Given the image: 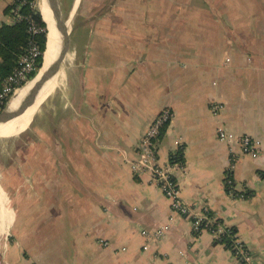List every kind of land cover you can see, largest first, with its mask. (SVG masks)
<instances>
[{
  "label": "crops",
  "instance_id": "obj_1",
  "mask_svg": "<svg viewBox=\"0 0 264 264\" xmlns=\"http://www.w3.org/2000/svg\"><path fill=\"white\" fill-rule=\"evenodd\" d=\"M8 3L0 0V23L10 24ZM92 3L78 17L87 31L79 52L69 56L68 44L69 74L45 101L52 107L62 92L60 115L44 121V206L24 212L0 264H240L210 233L192 235L186 218L174 216L159 241L141 235L171 216L149 175L130 165L163 108L173 118L158 161L180 140L183 164L172 171L181 200L233 226L248 264H264V0H125L117 15L105 1L92 14ZM220 126L259 140L260 155L238 146L232 155ZM230 157L234 189L249 198L225 192ZM1 213L15 227L18 213Z\"/></svg>",
  "mask_w": 264,
  "mask_h": 264
},
{
  "label": "built area",
  "instance_id": "obj_2",
  "mask_svg": "<svg viewBox=\"0 0 264 264\" xmlns=\"http://www.w3.org/2000/svg\"><path fill=\"white\" fill-rule=\"evenodd\" d=\"M8 1L11 3L14 0ZM31 5L35 7V1ZM18 9L19 8L13 10V16L10 18L9 22L10 24L23 20V17L20 14H17ZM43 31L44 30L34 23V21H29L27 32L30 34L31 39L29 40L23 54L19 57L17 66L2 81V88L0 90V112L2 111V107L8 105L11 97L15 96L23 85L30 80L29 76L35 71L38 58L41 54L35 37L40 35ZM227 62L228 60L225 61V63ZM209 109L213 115H218L222 109V105L219 102H215L209 106ZM172 118V112L168 108H163L156 114L137 145L135 159L130 162L132 172L135 175H149L150 181L160 189L169 202L171 216L168 219V223L160 225L153 230L141 231V235L147 242L159 241L169 230L170 223L174 220V216L188 219L192 233L195 231H201V233L203 231L207 232V226L200 228L201 221L205 218L202 212L196 213L194 209L184 203L180 198V187L172 171L174 167L179 165L170 163V161H168L166 165H162L158 161V144L160 137L162 131L164 130L165 133L170 127ZM216 134L219 141L228 145L232 155H234V146H238L241 154L248 155L251 158H257L260 155L261 143L257 139L248 135L236 137L222 126L217 128ZM175 145L176 148L171 155L175 154V151L181 146L180 140H176ZM232 169L233 157H230L229 164L225 171V179L232 173ZM226 183L231 184V180L226 179ZM206 209L207 208H204L203 210ZM222 231L223 228L219 226L214 234H210L213 236V239H215L218 238V235ZM99 244L102 247L108 246V243L104 240H100ZM233 249L234 256L239 257L245 262V264L249 263V255L243 252L242 246L238 240L234 243ZM121 250L123 251L124 249Z\"/></svg>",
  "mask_w": 264,
  "mask_h": 264
},
{
  "label": "rangeland",
  "instance_id": "obj_3",
  "mask_svg": "<svg viewBox=\"0 0 264 264\" xmlns=\"http://www.w3.org/2000/svg\"><path fill=\"white\" fill-rule=\"evenodd\" d=\"M102 1H105L104 10H107V6L112 5L110 12L117 15L118 12L115 6L125 0H79L69 24V56L72 55L75 49L76 52H79L78 41L86 37L87 31L83 28V25L79 24L78 20V17L84 14V6L96 2L95 4L92 3L94 6H92L93 10L91 9L92 14H95L103 8L99 4ZM74 3L75 0H59L62 18L66 23H68ZM35 8L39 12L41 11V0H35ZM70 63L71 61L67 60L65 62L64 60L60 65L58 71L59 80L55 90L60 87L63 70L69 74L67 66ZM53 92L51 95H53ZM54 94L59 95L55 104L47 109L46 104L43 103L33 121L25 130L15 136L5 137L4 134L0 135V252L4 244L12 241V236L17 232L16 228L21 223L24 212L32 209H42L44 206V121L48 111L52 112L53 110L55 116L60 115L63 105L62 92L59 94L58 90ZM13 97H11L9 102ZM2 208L10 214H14L15 211L18 213L15 227L13 220L10 222L7 220L8 218L11 220L10 216L5 215L2 217ZM8 223L9 226L7 227Z\"/></svg>",
  "mask_w": 264,
  "mask_h": 264
},
{
  "label": "trees",
  "instance_id": "obj_4",
  "mask_svg": "<svg viewBox=\"0 0 264 264\" xmlns=\"http://www.w3.org/2000/svg\"><path fill=\"white\" fill-rule=\"evenodd\" d=\"M35 0H14L13 2H9L8 6L4 10V14L12 18L13 10L19 8L17 14H20L23 17V20L14 22L12 24L0 23V90L2 88V81L13 71V69L17 66L19 57L23 54L29 40L31 39L30 34H28V23L30 20L34 21L39 27H41L44 31L35 37L41 54L38 58L35 71L29 76L32 79L37 71L39 70L42 63V56L45 49L46 43V25L42 21V16L37 8L33 7L31 4ZM164 134V130L162 131V138ZM183 147L180 146L175 151V154L169 156L170 163L182 165L183 164ZM263 175V174H260ZM226 179L231 180V184L226 183ZM225 179V192L231 193L233 197L238 198H249L252 195L251 191H236L234 189V183L232 179V175L230 174ZM202 214L205 218L201 221L200 228L207 226L206 230L208 233H215L217 228L221 226L223 231L218 235V238L213 239L214 243L222 245L226 250L230 251L234 256V243L237 238L236 229L233 226H226L221 219L214 216V214L208 209L202 210ZM201 231H195L192 235L199 236ZM243 252L248 254V252L244 249L242 243ZM240 264H245L243 260L239 257L234 256Z\"/></svg>",
  "mask_w": 264,
  "mask_h": 264
},
{
  "label": "bare ground",
  "instance_id": "obj_5",
  "mask_svg": "<svg viewBox=\"0 0 264 264\" xmlns=\"http://www.w3.org/2000/svg\"><path fill=\"white\" fill-rule=\"evenodd\" d=\"M79 0H75L73 10L70 13V18L68 19V23H59L55 30L54 37L52 40V52L50 49L44 54V65L42 71L52 62L55 64L62 63L65 53L67 50V36L69 30V24L71 16L73 15L74 10L78 4ZM40 14L44 22L51 25L50 19L52 18L51 8L46 4V2L42 1L41 11ZM59 73L55 74H46L41 80H39L38 86L31 96L28 107L23 112V114L19 115L18 117L12 119L11 121L6 123V115L8 110H12L16 108L20 102V100L25 96L27 93L29 86L21 88L12 100L8 104L7 112H4L0 115V135L4 134L5 137L7 136H15L25 130L28 125L30 124L32 118L34 117L37 110L40 106L45 103V100L52 94V92L57 87L56 84L58 82Z\"/></svg>",
  "mask_w": 264,
  "mask_h": 264
},
{
  "label": "water",
  "instance_id": "obj_6",
  "mask_svg": "<svg viewBox=\"0 0 264 264\" xmlns=\"http://www.w3.org/2000/svg\"><path fill=\"white\" fill-rule=\"evenodd\" d=\"M44 1L51 8L52 18L49 21V22H51V25L42 20L45 23L46 30H47L45 49H44L43 56H42V63H41L39 70L35 74V76L32 79H30L25 85H23L22 88L29 86V89H28L27 93L25 94V96L20 100L18 106L12 110H8V112H7V109H8L7 106L2 107V111L0 112V115L3 114L4 112H7L6 123L11 121L12 119L18 117L19 115L23 114V112L26 110V107H28V102H29L31 96L33 95V93L35 92V90L38 86L39 80H41L44 76H46V74H52V75L55 73L57 74L59 71V67L62 64V63H60V64L54 65L51 62L42 71V68L44 65V54L49 49H50V51L52 50V45H53L52 40L54 37V33L56 32L55 30H56L57 26H59L58 24L59 23L67 24L66 22H64V20L62 18L59 0H44ZM54 28H55V30H54ZM68 44H69V32H68V36H67V50H68ZM67 50H66V53H67ZM66 53H65V55H66ZM36 113H35V115H36ZM35 115H34V117H35ZM34 117L32 118L31 122L33 121Z\"/></svg>",
  "mask_w": 264,
  "mask_h": 264
}]
</instances>
